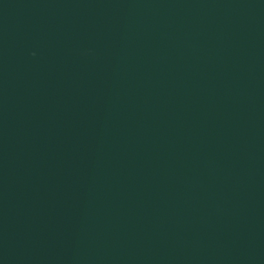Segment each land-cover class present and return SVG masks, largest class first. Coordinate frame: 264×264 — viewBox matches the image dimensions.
I'll return each mask as SVG.
<instances>
[{
  "label": "water",
  "instance_id": "1",
  "mask_svg": "<svg viewBox=\"0 0 264 264\" xmlns=\"http://www.w3.org/2000/svg\"><path fill=\"white\" fill-rule=\"evenodd\" d=\"M0 264H264V0H0Z\"/></svg>",
  "mask_w": 264,
  "mask_h": 264
}]
</instances>
